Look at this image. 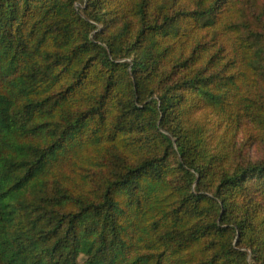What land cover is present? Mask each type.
<instances>
[{
	"label": "trees",
	"instance_id": "obj_1",
	"mask_svg": "<svg viewBox=\"0 0 264 264\" xmlns=\"http://www.w3.org/2000/svg\"><path fill=\"white\" fill-rule=\"evenodd\" d=\"M0 264H264V0H0Z\"/></svg>",
	"mask_w": 264,
	"mask_h": 264
},
{
	"label": "rangeland",
	"instance_id": "obj_2",
	"mask_svg": "<svg viewBox=\"0 0 264 264\" xmlns=\"http://www.w3.org/2000/svg\"><path fill=\"white\" fill-rule=\"evenodd\" d=\"M82 259H83V257H80L79 261L81 262V261H82Z\"/></svg>",
	"mask_w": 264,
	"mask_h": 264
}]
</instances>
